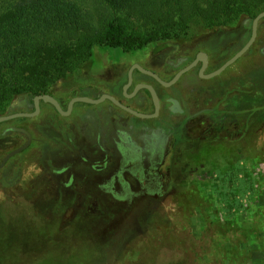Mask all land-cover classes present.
<instances>
[{
  "label": "rangeland",
  "instance_id": "obj_1",
  "mask_svg": "<svg viewBox=\"0 0 264 264\" xmlns=\"http://www.w3.org/2000/svg\"><path fill=\"white\" fill-rule=\"evenodd\" d=\"M118 1L119 6L122 5L119 8L105 2L100 4L102 0H97L96 6L94 0H0V17L21 7L27 10L37 5L49 8L59 3H72L82 16L90 11L89 22L94 27H99L100 17L107 15L124 19L131 29L146 35L159 28L164 30V27L146 24L145 14L138 9L135 0ZM253 21L254 16H239L224 26L207 28L202 21L196 20L185 27L184 33H181L182 27H176L173 40H165L162 33H158L154 37L160 39L147 48L150 53L160 50V56L171 59L190 55L197 49L215 52L216 48L221 52L228 49L224 58L231 57L250 40ZM259 26L253 48L222 76L209 82L196 79L182 84L190 102L198 109H230L242 100L239 91L245 92L246 112L241 122H226L222 115L214 116L203 133V137L221 142L219 150L214 149L210 161L207 158L208 162H205L208 174L215 175V183L220 181L218 173L222 169L228 170L239 161V172L242 173L239 184L245 171L251 175L252 189L250 193L244 191L243 209L237 215L229 219L224 201L220 204L217 195H204L200 183L207 182L209 176L197 167L202 163L188 160L189 157L183 154L176 176L167 177L170 186L162 203L150 201L148 206L140 209H128L114 206L109 198L97 193L94 195L101 201L107 200V205L98 204L89 192L66 193L61 184L66 182L65 174L57 176V171L61 172L67 163L65 117L45 105L41 116L35 120L36 144L20 157L21 183L17 184L15 192L10 191L9 201L4 202L3 210L14 217L7 219L4 215L2 222L0 214V253H18L28 263L38 254L45 253L47 264H131L137 259L134 246L146 241L157 243L161 238L160 227L165 225L178 240L196 251L197 264H264V56L261 54L264 19ZM95 53H109L115 61L125 56L121 50L98 48ZM136 57L142 58V52ZM79 84V78L73 74L58 82L46 95H57L65 100V94L78 93ZM30 97L21 95L5 104L0 117L14 112L16 103L24 107ZM254 104L257 111L252 114L249 110ZM238 149L241 154L236 156L234 153ZM36 176L40 187L30 203L29 183ZM3 198L0 193V210ZM240 220L251 228L246 235L240 231L243 227ZM49 226L51 239L46 247L39 246L36 238ZM241 243H246L245 251L239 247ZM226 245L232 247L230 251ZM256 251L260 253L258 257L254 256Z\"/></svg>",
  "mask_w": 264,
  "mask_h": 264
},
{
  "label": "flooded vegetation",
  "instance_id": "obj_2",
  "mask_svg": "<svg viewBox=\"0 0 264 264\" xmlns=\"http://www.w3.org/2000/svg\"><path fill=\"white\" fill-rule=\"evenodd\" d=\"M237 30L240 31L239 28ZM235 33L236 31L233 35ZM139 52H142V58L136 57ZM139 52L124 53L125 56L118 61H115L109 53H98L76 75L80 80L78 93L65 94V100L50 94L65 111V162L67 163L61 172L57 171V176L65 174L66 182L63 184L62 181L61 184L66 193L89 192L93 194L98 204L108 203L107 200L101 201L94 195L97 193L109 198V202L114 206L128 209H140L141 206H148L150 201L162 203L166 198L167 187L170 186V183L167 185V177L171 174L176 176L182 154L189 157L188 160L198 161L201 156L209 158L210 161L211 152L216 151L214 149L219 150L221 142L203 137L209 121L218 115H222L226 122L232 120L238 123L244 118L245 92L239 91L242 100L230 109L219 110L218 107L198 109L192 105L188 93L182 86L183 83L196 79L209 82L219 78L239 60L213 79L201 77L205 64L204 77L219 70L238 52L224 58L228 49L223 52L218 48L215 52L197 49L190 55H178L174 59L160 56V50L150 53L147 48ZM215 53H218L216 57ZM200 54L205 55V59H199ZM261 54L264 56V48ZM195 62L196 65L183 74L177 83L171 87L164 85L172 82L179 73ZM140 68L154 76L141 71ZM138 86L152 87L158 98L159 107L156 106L152 93L146 88L136 91ZM104 96L114 98L119 105L109 98L98 104L77 102L69 112L70 104L74 99L89 98L98 101ZM36 97L27 99L24 107L16 103L17 109L14 112L1 117L34 113ZM45 105L59 114L54 106L41 101L38 116L16 118L0 124V193L4 196L0 210L2 222L4 215L7 219L14 217L3 210L4 202L9 201L12 197L10 191L15 192L17 184L21 183L20 157L36 144L35 120L41 116ZM250 107L252 109L249 112L255 114L256 105ZM132 111L149 117H139ZM222 121L220 120L221 123ZM21 130H25L31 136V143L26 150L10 157L29 142V135ZM240 138L241 136L238 137L237 143ZM240 151L238 149L234 155L239 156ZM199 167L204 170L207 177L211 176L206 171L207 165L200 164ZM209 177L205 181H208ZM37 178L38 176L29 183L30 203L40 187ZM48 228L46 232L50 231Z\"/></svg>",
  "mask_w": 264,
  "mask_h": 264
},
{
  "label": "trees",
  "instance_id": "obj_3",
  "mask_svg": "<svg viewBox=\"0 0 264 264\" xmlns=\"http://www.w3.org/2000/svg\"><path fill=\"white\" fill-rule=\"evenodd\" d=\"M112 7H121L118 0H102ZM145 15L146 24L164 27L146 35L131 29L127 22L116 16L100 17L99 27L91 25L87 10L85 16L72 3H59L52 7L37 5L33 9L22 7L0 17V114L3 106L16 97L46 95L60 81H65L93 60L98 48L121 50L131 54L146 49L158 41V33L165 40L176 37V27H185L200 20L207 28L224 26L239 17L254 16L264 12V0H135ZM97 0H94L95 6ZM179 32V31H178ZM150 33V32H148ZM199 163L207 165V158L200 156ZM241 162V161H239ZM239 162L221 170L219 182L210 176L200 183L204 195L216 196L220 204L228 206V218L243 209L246 192L252 189L251 175L245 171L239 184ZM200 168L199 166H197ZM245 187V189L243 188ZM210 193V194H209ZM210 199V198H209ZM218 202V203H219ZM209 212V210H208ZM207 212V215H209ZM216 217V216H212ZM51 229V227H49ZM43 230V229H42ZM46 231V230H45ZM38 234L39 246L50 241V231ZM161 238L157 243L146 241L134 246L137 259L131 264H197V254L165 226L160 227ZM37 236V235H36ZM45 244V245H44ZM45 253L38 254L31 262L25 257L0 253V264H47Z\"/></svg>",
  "mask_w": 264,
  "mask_h": 264
},
{
  "label": "water",
  "instance_id": "obj_4",
  "mask_svg": "<svg viewBox=\"0 0 264 264\" xmlns=\"http://www.w3.org/2000/svg\"><path fill=\"white\" fill-rule=\"evenodd\" d=\"M263 19H264V12L260 13L254 19V21L252 23V35H251V38H250L249 42L245 45V47L240 52H238L233 58H231L227 63H225L219 70H217L214 73H212V74L204 77L203 76V72H204L205 67H206V64H205L204 68L201 71V77L202 78H206V79L216 78V77L220 76L222 73H224L229 67L233 66L243 56H245L250 51V49L253 47V45L255 44V42L257 41L259 25H260V22ZM198 58L199 59H201V58H204L205 59V55L200 54ZM195 65H196V62L192 66H190L189 68H187L184 71H182L181 73H179L172 82H170V83H164V85L166 87H171L172 85H174L175 83H177L179 81V79L181 78V76L183 74L189 72ZM141 71L146 72L143 69H141ZM146 73H149V72H146ZM149 74L150 75H153L152 73H149ZM130 81H132V77L131 76H130ZM142 88H146V89H148L152 93V95L154 97V100H155V103H156V106L159 107L158 98L156 96V93H155L154 89L152 87H150V86H138L137 89H136V91H138V90H140ZM107 98L111 99L113 102H115L116 104L119 105V103L114 98L109 97V96H104V97H102L98 101L91 100L89 98H77V99H74L71 102L70 108H69V112L72 110L73 105L75 103H77V102H85V103H90V104H98L100 102H103ZM41 101H44L45 103L51 104L52 106L55 107V109L57 110V112L59 114H61L62 116H65V111H63V109L61 108L59 102L55 98H53L50 95H39V96H37L35 98L36 111L34 113H32V114H15V115L7 116V117H0V124L3 123V122H5V121L13 120V119H16V118H21V117H28V118H30V117H36V116H38L39 113H40V102ZM128 111H130V110H128ZM132 113H134L135 115H137L139 117H142V118L149 117V116H146V115H142V114L135 113L133 111H132ZM21 131L24 132V133H26V134H28L25 130H21ZM31 139L32 138L29 135V142H28V144L25 145L24 147H22L21 149L15 151L14 153H12L10 155V157L13 156V155H15V154H17V153H20V152L26 150L29 147L30 143H31Z\"/></svg>",
  "mask_w": 264,
  "mask_h": 264
},
{
  "label": "crops",
  "instance_id": "obj_5",
  "mask_svg": "<svg viewBox=\"0 0 264 264\" xmlns=\"http://www.w3.org/2000/svg\"><path fill=\"white\" fill-rule=\"evenodd\" d=\"M240 221H241V220H240ZM240 221H239V222H240ZM240 223H241V225L243 226V227L240 229V231L242 232V235H244V234L246 235V232L249 231L251 228H250V227H247V226H246L247 223H245V222H242V221H241ZM239 247H241V250H243V251H245V249L247 248V247H246V243H241V246H239ZM231 248H232V247H230L229 245H226V249H227V250L230 251ZM259 254H260V253L256 251V252L254 253V256L258 257Z\"/></svg>",
  "mask_w": 264,
  "mask_h": 264
},
{
  "label": "built area",
  "instance_id": "obj_6",
  "mask_svg": "<svg viewBox=\"0 0 264 264\" xmlns=\"http://www.w3.org/2000/svg\"><path fill=\"white\" fill-rule=\"evenodd\" d=\"M224 207L226 208L227 207V204H224Z\"/></svg>",
  "mask_w": 264,
  "mask_h": 264
}]
</instances>
